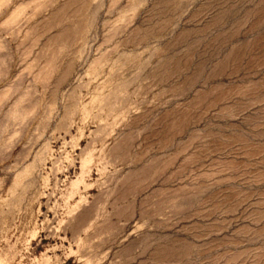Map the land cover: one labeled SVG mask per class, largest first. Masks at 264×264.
Instances as JSON below:
<instances>
[{
	"label": "rangeland",
	"instance_id": "rangeland-1",
	"mask_svg": "<svg viewBox=\"0 0 264 264\" xmlns=\"http://www.w3.org/2000/svg\"><path fill=\"white\" fill-rule=\"evenodd\" d=\"M0 264H264V0H0Z\"/></svg>",
	"mask_w": 264,
	"mask_h": 264
}]
</instances>
